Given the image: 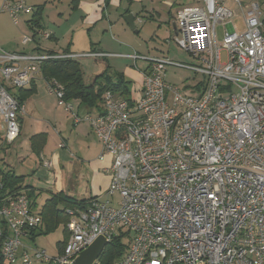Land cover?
Segmentation results:
<instances>
[{
	"label": "built area",
	"instance_id": "obj_1",
	"mask_svg": "<svg viewBox=\"0 0 264 264\" xmlns=\"http://www.w3.org/2000/svg\"><path fill=\"white\" fill-rule=\"evenodd\" d=\"M227 1L191 0L176 9L175 43L198 63L134 53L131 58L147 62L138 99L108 89L98 113L72 112V122L88 123L101 143L100 158L112 157L110 180L105 199L92 196L64 208L67 235L55 255L24 243L44 227L25 190L0 193V254L6 264H70L96 239L106 246L119 236L128 243L113 264H264V11L259 0L244 6L232 0L240 4L243 26L230 28L235 14ZM1 3L0 12L15 24L21 13L34 11L23 0ZM38 35L49 37L44 29ZM31 40L24 36L22 43ZM75 56L0 47L5 142L19 136L23 112L9 88L28 86L44 59ZM168 65L203 76L196 95L167 82ZM49 88L64 106L62 85L52 80Z\"/></svg>",
	"mask_w": 264,
	"mask_h": 264
},
{
	"label": "crops",
	"instance_id": "obj_2",
	"mask_svg": "<svg viewBox=\"0 0 264 264\" xmlns=\"http://www.w3.org/2000/svg\"><path fill=\"white\" fill-rule=\"evenodd\" d=\"M23 1L27 6H31L34 9L36 6L43 5L41 22L39 26H34L30 23L34 11L30 14L21 13L17 24L11 20L8 12L2 13L4 15L0 16V31H5V34L0 36V47L6 52L46 53L47 50L59 52L51 48L52 46L41 44V37L35 34L37 30H46L51 36V38L48 37L47 39L57 41L59 36H63L68 30L72 31L79 23L81 25L86 23L85 21L96 10V7L100 11L101 17H104L111 0H73V2L72 0H58L56 6L61 7L56 9L54 6L49 8L46 0ZM114 1L120 3V0ZM73 5H76V7L72 8L69 18L63 20L64 11L69 6L73 7ZM46 9L49 10L47 17L53 16L57 19V23L53 21L44 23V12ZM133 20H135V17ZM93 21H96V19ZM11 22L15 27H13ZM13 29H17L19 32L15 33ZM20 34L23 36H20ZM26 35H30L32 40L22 43V38ZM92 51L105 53L100 50H91L90 52ZM66 53L74 54L75 52ZM134 53L137 52L135 51ZM133 54L125 53L123 57L130 59ZM132 60L134 63L145 61L141 59ZM146 65L147 62L145 61L142 70ZM32 76L36 90L23 102V112L18 115L19 136L12 143L5 142L3 139V124L0 125V159L4 163L0 170L12 171L16 175L24 176V173L17 174L8 160L38 159L31 170L30 179L33 180L28 182L29 185L24 188V190H28L31 193L32 202L35 201L34 197L36 194L39 196L40 192L45 194L44 202L57 192H62L75 198L96 196V191L106 190L108 187L110 180L108 168L112 163V157L106 154L103 158H100L102 145L93 135L88 123L79 122L75 124L67 113L68 111L52 110L50 105L56 103V95L50 90L39 71ZM81 107L84 106L79 104V109ZM100 110L101 106L98 105V107L85 108L84 112L96 114ZM43 161L50 162V166L45 167ZM67 167H70L69 171ZM69 174L78 179L73 180L74 184L72 185L68 182ZM83 179H86V182ZM81 181L85 182V190L79 193L77 189ZM60 209H64V207ZM36 212L40 214V212ZM63 233L65 241V228ZM32 240H25L24 242L30 245L26 241ZM57 249L58 252L60 248L57 247Z\"/></svg>",
	"mask_w": 264,
	"mask_h": 264
},
{
	"label": "rangeland",
	"instance_id": "obj_3",
	"mask_svg": "<svg viewBox=\"0 0 264 264\" xmlns=\"http://www.w3.org/2000/svg\"><path fill=\"white\" fill-rule=\"evenodd\" d=\"M48 7H61L56 6L58 0H46ZM250 0H240L241 6H244ZM262 3V9L264 11V0H259ZM2 0H0V6ZM191 3V0H120V3H116L111 0L105 11V16L101 17L100 11L96 10L90 14L88 19L83 25L79 23L72 31L68 30L63 36H59L57 41L53 39H45L41 37V44L46 46H52L58 53L75 52L74 60L83 70V80L88 83L90 79L96 74H99L106 66H109V76L115 80L118 73H123L124 78L128 81L127 88L128 93L125 96H131L136 99L140 96V90L142 85V66L145 61H134L130 58L123 57L125 53L145 54V56H166L172 61H179L182 63H198L186 50L181 48L175 43L177 35L174 33L173 21L176 9L184 4ZM228 7L234 12L235 16L229 20L228 26L232 28L236 26L241 29L243 26V19L239 13L240 4L232 0L227 1ZM72 11V7L64 11L63 20L68 19ZM5 12H0V16H3ZM49 10L44 12V23L53 21L57 23V19L47 17ZM131 14L135 17L134 25L135 30L131 29L125 22L124 16ZM101 17V18H100ZM96 19V21H93ZM13 27L15 25L11 22ZM15 33L19 30L13 29ZM1 34H5V31H0ZM217 42L219 45L222 42L223 27L218 24L216 26ZM20 36H23L20 34ZM29 36L30 35H26ZM171 40L170 43L167 41ZM2 49V47H1ZM3 50V49H2ZM91 50H100L107 54L105 57H93L89 54ZM5 51V50H4ZM6 52V51H5ZM113 54V55H111ZM114 71H116L114 73ZM203 76L199 73H195L191 69L184 67H175L172 65L166 66V80L167 82L178 86L190 95H196L197 89L195 86L202 80ZM56 98V97H55ZM64 106L50 105L52 110L68 111L72 119V112L79 113L82 116L86 107L79 109V100L77 99H64ZM101 106V102L98 104ZM71 106V111L66 107ZM79 111H78V110ZM0 121V125H1ZM8 160L11 163V167L17 174L24 173L23 185H29L28 182L32 181L30 175L32 174V167L38 159H12ZM74 160V159H73ZM2 159H0V167ZM5 168V167H4ZM68 171L70 167H67ZM65 176V173H64ZM68 182L72 185L73 180H78L74 176L68 175ZM84 178V177H83ZM86 182V179H83ZM79 183L77 192H83L85 190V182ZM77 182V181H76ZM75 182V184H76ZM80 182V180H79ZM76 188V187H75ZM107 189V188H106ZM106 190L96 191V196H100L105 199L104 194ZM34 197L33 209L40 212L41 206L45 200V194L39 193ZM74 194V193H73ZM72 194V195H73ZM92 197V196H91ZM88 198V197H87ZM115 200H118L116 195ZM31 199V198H30ZM32 201V199H31ZM67 205L64 202H58L57 207L62 208ZM65 208V207H64ZM64 224L59 223L54 229L47 231L46 233L35 236L32 241H26L31 246L46 250L49 255H55L57 253V242L64 240ZM122 243L127 245V237L122 238ZM25 241V240H24ZM25 243V242H24Z\"/></svg>",
	"mask_w": 264,
	"mask_h": 264
},
{
	"label": "trees",
	"instance_id": "obj_4",
	"mask_svg": "<svg viewBox=\"0 0 264 264\" xmlns=\"http://www.w3.org/2000/svg\"><path fill=\"white\" fill-rule=\"evenodd\" d=\"M75 7L76 5H73L72 8ZM42 11L43 5L35 7L33 16L30 19V23L32 25H40ZM39 30H37V32L35 33L36 35L38 34ZM49 38H51V36H49ZM46 54L53 56L58 55L59 53L53 50H47ZM105 68L106 69H104L99 74L94 75L92 79H90V81L86 83L83 80L84 72L74 59L49 57L47 59H44L40 63L39 72L41 73V76L47 82L49 87L52 86V80H56L59 84L62 85L64 99H77L79 100V104L83 105L86 108H91L98 107L99 102H101L103 93L108 89L120 91L124 96L126 93H128V81L125 80L123 73H118L115 80H113L108 74L110 70L109 66H106ZM115 72L116 71H114V73ZM9 89L11 90L12 95L16 98L19 104H23V102L36 90L33 79H31L29 85L26 87ZM0 178L3 182V187L0 191L1 194H13L20 189H24L25 187H27L26 185H23L24 176L16 175L12 171L0 170ZM25 193L29 198H32L31 193L28 192V190H25ZM88 198H75L68 196L65 193L63 194L62 192L54 193L52 196L47 198L40 211L44 227L43 229H41V231L32 233L31 239H34V236L46 233L47 231L54 229L60 222L65 225L68 217L64 213V209H60L57 207L58 202L66 203L67 205L64 206L65 208L75 207L76 205H81L86 202ZM66 235L67 233H65V239ZM122 235L123 233H121V236ZM63 244L64 240L59 241L57 242V247L61 249ZM125 247L126 245L122 243L120 236L115 237L104 247L101 255L98 258L100 263L113 264L114 260L122 255ZM0 264H6L3 261L1 254Z\"/></svg>",
	"mask_w": 264,
	"mask_h": 264
},
{
	"label": "water",
	"instance_id": "obj_5",
	"mask_svg": "<svg viewBox=\"0 0 264 264\" xmlns=\"http://www.w3.org/2000/svg\"><path fill=\"white\" fill-rule=\"evenodd\" d=\"M124 19L129 27L135 30L133 16L131 14H127L124 16ZM104 247L105 241L100 237L96 239L90 246L82 250L70 264H92L94 260L99 258Z\"/></svg>",
	"mask_w": 264,
	"mask_h": 264
}]
</instances>
